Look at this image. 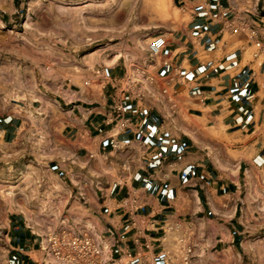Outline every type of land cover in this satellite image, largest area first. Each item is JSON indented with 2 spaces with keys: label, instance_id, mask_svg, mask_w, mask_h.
Instances as JSON below:
<instances>
[{
  "label": "crops",
  "instance_id": "obj_1",
  "mask_svg": "<svg viewBox=\"0 0 264 264\" xmlns=\"http://www.w3.org/2000/svg\"><path fill=\"white\" fill-rule=\"evenodd\" d=\"M117 1L68 2L61 23L36 2L0 41L5 101L43 112L0 115V264H54L52 235L89 236L108 264H167L186 225L222 254L264 232V0H170V15L128 0L121 23Z\"/></svg>",
  "mask_w": 264,
  "mask_h": 264
},
{
  "label": "rangeland",
  "instance_id": "obj_2",
  "mask_svg": "<svg viewBox=\"0 0 264 264\" xmlns=\"http://www.w3.org/2000/svg\"><path fill=\"white\" fill-rule=\"evenodd\" d=\"M76 2V0H14V5L12 6L11 14H5V20L2 21V14L0 13V21L4 24L3 27H0V41L18 38L24 31L23 19L27 12H32V10L37 7L34 6L36 2L40 4L49 3L52 4L53 11L55 12V18L59 23L67 22L68 15H62L63 7L67 6L68 2ZM117 1V0H116ZM128 0H118L117 1V11L118 15L116 16L117 22L121 23L126 20V8ZM145 3L151 4L152 6H158L162 3L165 4L167 11L165 14L170 15L171 6L170 0H144ZM77 14L70 15V20L74 23L76 20ZM161 17H163L161 15ZM73 18V19H72ZM103 23L110 21V18L106 15L97 16ZM92 19V16H91ZM17 32V33H16ZM60 33V32H59ZM17 34V35H16ZM61 39L56 38V41L60 42ZM104 41V40H103ZM4 68V67H3ZM3 90H0V115L1 114H11L16 115L18 113L14 112V106L19 101L20 97L16 96L9 97L7 103L5 101V96L3 95ZM7 93V92H6ZM8 95V94H7ZM13 102V104L9 102ZM16 113V114H15ZM38 113V112H37ZM43 113L39 111L38 114ZM256 138L262 142L264 146V121L263 124L258 127V132ZM26 193V192H25ZM23 192V194H25ZM43 194V193H41ZM182 234L181 240V253L177 258L180 259L178 264H264V232L259 238L250 239L249 249L247 253L238 254L235 250V254L229 252V250L224 254L219 253L215 248H212L210 245L205 248L204 244L207 242L201 238L196 239L191 237L192 230L189 228V225L183 226V229L180 231ZM256 242V243H255ZM255 247V248H254ZM200 249H205V252L199 253ZM177 261V259H176Z\"/></svg>",
  "mask_w": 264,
  "mask_h": 264
},
{
  "label": "built area",
  "instance_id": "obj_3",
  "mask_svg": "<svg viewBox=\"0 0 264 264\" xmlns=\"http://www.w3.org/2000/svg\"><path fill=\"white\" fill-rule=\"evenodd\" d=\"M236 30L237 28L234 27V31ZM252 34H255L254 30H252ZM165 43L166 39L163 35H156L149 42V50L152 53H158L165 46ZM120 109V105L116 106L117 111H120ZM119 121L121 128L127 126V119L119 117ZM113 145H116L115 142H113ZM181 240L182 238L178 241L180 251L166 261L167 264H178L180 262L177 257L181 253ZM47 245L52 257L61 264H108L102 261L100 246L87 235H52L47 239Z\"/></svg>",
  "mask_w": 264,
  "mask_h": 264
},
{
  "label": "bare ground",
  "instance_id": "obj_4",
  "mask_svg": "<svg viewBox=\"0 0 264 264\" xmlns=\"http://www.w3.org/2000/svg\"><path fill=\"white\" fill-rule=\"evenodd\" d=\"M161 11L162 12H164L165 11V5L163 4V5H161ZM130 17V16H129ZM31 13L30 12H27V14L25 15V17H24V19H23V26L25 27V28H27L28 26H29V24L31 23ZM127 20H129V19H127ZM4 26V24L0 21V27H3ZM123 28V27H122ZM17 33V32H16ZM19 34H22V33H19ZM17 35V34H16ZM147 38V37H146ZM138 39H140V38H138ZM143 39V38H142ZM141 40V39H140ZM148 40V39H147ZM138 40H136V42H137ZM139 43H141V42H138V44ZM142 46H144V45H142ZM141 46V48H143ZM146 46V45H145ZM140 47V46H139ZM125 49H123L122 51H124ZM127 50V49H126ZM125 50V51H126ZM129 50V49H128ZM119 51V50H118ZM124 51V53L122 54V56L126 59V61H128L129 60V56L130 55H128V53H129V51H128V53H126ZM132 51V50H131ZM130 51V52H131ZM121 52V51H120ZM130 54V53H129ZM119 54L117 53V55L116 56H118ZM121 55V54H120ZM114 57H115V55H114ZM133 58V57H132ZM114 62V61H113ZM106 64V63H105ZM130 67V66H129ZM16 94V93H15ZM15 94L13 93V95L15 96ZM12 95V96H13ZM11 95H10V97H12ZM9 97V96H8ZM19 96H18V94H17V98H18ZM29 98H31V96H29ZM19 99V98H18ZM16 105H18V104H16ZM14 108H15V110H14V112H16V113H18V114H24L25 116H27L28 118H30V119H32V120H34L35 118H37L38 117V113L37 112H39L38 110H37V108H36V110L35 109H28V108H25V107H19V106H14ZM40 110V109H39ZM15 113V114H16ZM22 116V115H21ZM248 173H249V171H246V174L248 175ZM5 189H8V188H5ZM4 189V190H5ZM2 190V189H1ZM22 190V192H23V190L24 189H21ZM26 192V191H25ZM24 192V193H25ZM20 194V193H19ZM26 194V193H25ZM28 194V193H27ZM26 194V195H27ZM30 195H31V193H29ZM3 195L4 196H2V197H7V198H9L10 199V203H13V196H14V192H13V190H12V188L11 189H9V190H5V192H3ZM18 194H16V196H17ZM33 195H35V194H33ZM15 198V197H14ZM41 198V197H40ZM39 198V199H40ZM9 199H8V202H9ZM24 199V198H23ZM19 201V200H18ZM23 202V201H22ZM25 202V201H24ZM45 202L46 201H42V202H40L41 203V205H40V211H42L43 212V214H48L49 212H50V209L46 206V204H45ZM16 203V202H15ZM14 204V203H13ZM19 205V204H18ZM22 205H24V204H22ZM26 206V205H25ZM36 207H37V205H36ZM23 208V207H22ZM21 208V209H22ZM38 208V207H37ZM12 209V208H11ZM26 209H27V206H26ZM25 210V208L24 209H22V211H24ZM26 211V210H25ZM27 211H28V209H27ZM24 213V212H23ZM28 217H29V212H26L25 213ZM32 216V215H31ZM34 218V217H33ZM33 221V220H32ZM35 222H33L32 224H34ZM208 245H210L209 244V242H206L205 244H204V246H205V248L207 249V246ZM202 252H205V249H200V251H199V253H202ZM47 261H49V260H47ZM54 264H57L56 263V261L55 262H53ZM52 264V263H51Z\"/></svg>",
  "mask_w": 264,
  "mask_h": 264
}]
</instances>
